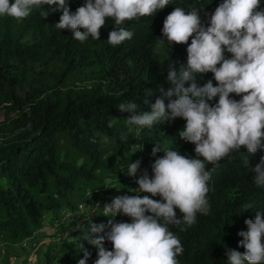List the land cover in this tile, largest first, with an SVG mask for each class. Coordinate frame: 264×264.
I'll use <instances>...</instances> for the list:
<instances>
[{
	"label": "trees",
	"instance_id": "16d2710c",
	"mask_svg": "<svg viewBox=\"0 0 264 264\" xmlns=\"http://www.w3.org/2000/svg\"><path fill=\"white\" fill-rule=\"evenodd\" d=\"M222 2L170 0L158 13L122 25L108 18L99 40L89 36L83 42L70 29L56 28L62 13L49 11L47 5L33 9L25 19L0 16V112L5 114L0 120L1 242L16 251L21 248L16 243L43 228L52 212L66 207L83 215L78 204L93 201L91 196L98 192L110 194L109 202L137 195L131 189L139 187L137 181L145 173L154 175L152 165L164 156V148L196 156L195 145L179 136L186 125L183 118L161 119L151 127L129 125L133 113L121 111L119 105L131 101L138 105L137 112L151 111L150 105L162 96L159 89L173 87L168 72L186 65L191 38L188 44H170L162 32L167 15L175 7L185 11L195 7L204 25L210 26L211 14ZM84 3L70 0L69 7L75 12ZM41 11L49 15L45 18ZM120 27L134 35L113 46L108 43L109 33ZM30 33L35 37L26 42L24 37ZM231 56L225 52L226 58ZM209 80L218 86L211 72L195 77L199 87ZM230 98L239 101L242 96L233 93ZM218 99L209 103L214 105ZM110 119H116L112 127H108ZM156 144L162 149L154 155ZM139 151L142 159L136 180L118 176L121 167L137 161L131 155ZM262 157L264 148L250 154L241 147L218 165L206 163L211 174L209 213H197L196 223L180 231L185 225L176 209L181 223L169 225L184 249L177 257L179 264H229L228 250L244 253L239 232L247 230L246 220L254 221L256 212H264V187L254 183L252 171ZM139 195L161 199L150 193ZM110 220L131 223L132 218L108 216L102 223L104 231L93 235L103 236L104 246L113 250L107 240ZM88 227V223L75 227L56 251L47 249L46 264H78L85 250L90 253L87 264H94L98 248L89 243L90 237L86 239ZM5 259L11 258L6 254Z\"/></svg>",
	"mask_w": 264,
	"mask_h": 264
},
{
	"label": "clouds",
	"instance_id": "9594fccd",
	"mask_svg": "<svg viewBox=\"0 0 264 264\" xmlns=\"http://www.w3.org/2000/svg\"><path fill=\"white\" fill-rule=\"evenodd\" d=\"M69 2L0 0V16L25 19L33 9L47 5L49 11L62 13L56 28L70 29L73 37L83 42L89 36L99 40L108 18L115 25H122L158 13L170 0H85L75 12ZM260 4L261 0H223L211 14L210 26L204 25L195 7L190 11L175 7L167 15L162 32L170 44H188L191 38L186 65H181L179 71L172 68L168 72L167 79L173 87L166 91L163 87L159 89L162 96L150 105L151 111L137 112L138 105L131 101L121 103L119 109L131 111L133 115L127 123L140 127H151L161 119L183 118L186 125L179 136L195 145L196 156L164 148V156L155 159L152 165L154 175L145 173L137 181L139 187L131 189L137 195L116 197L103 207L102 215L123 214L131 217L132 222L109 221L107 240L113 250H108L103 236L93 238L104 231L105 225L90 221L86 239L90 237L89 243L98 248L94 264H179L177 257L184 249L169 225L181 223L176 209L183 214L185 227L180 231L196 223L197 213H209L211 174L206 163L218 165L241 147L250 154L264 148V10H260ZM49 11L40 14L46 18ZM117 29L109 33V44L116 46L132 39V31ZM225 52L231 53V58H226ZM209 72L214 74L218 86L209 80L199 87L195 77ZM189 81L192 83L186 87ZM233 93L242 99H231ZM216 97L218 102L210 104ZM115 123L116 119H110L108 127ZM161 149L156 144L153 154ZM243 163L247 165L248 160ZM139 168L140 161L131 162L127 174L134 177ZM252 171L256 174L254 183L264 187V157ZM245 223L247 230L239 232L243 237L240 246L245 251L241 254L228 250L229 264H264V212H256L255 220L248 219ZM89 256L85 250L84 259L78 264H87Z\"/></svg>",
	"mask_w": 264,
	"mask_h": 264
},
{
	"label": "rangeland",
	"instance_id": "374dc122",
	"mask_svg": "<svg viewBox=\"0 0 264 264\" xmlns=\"http://www.w3.org/2000/svg\"><path fill=\"white\" fill-rule=\"evenodd\" d=\"M34 34H29L26 37H24V40L26 42L32 41L34 39ZM5 114L4 111L0 112V120L4 121ZM3 137V132L0 130V138ZM141 151L132 153V158L134 160L140 161L142 159V153ZM129 165L121 167L120 171L117 172L118 176H121L123 178H127L128 181H134L136 180L138 173L136 176H130L127 174V168ZM123 170V171H122ZM113 189L112 191H114ZM110 196L109 195H103L102 193H96L95 196H91L92 200L89 203H80L78 204V207L80 209V206H83L82 208H86L83 211H87V214L91 218L90 220H86L85 222L83 220L78 221L72 220L66 223L67 211L69 208L63 207L58 212H52L51 216L46 219L45 226L41 229H38L34 233L38 237V245L36 248H26L24 249L17 248L16 251H12V248L9 244H5L0 241V249L4 250L3 252V263L2 264H46L47 263V249L51 248L52 250H55L58 248V245L60 242H62L65 237L68 235H71L75 227H80L82 223H88L90 224V221L92 223H95L97 225L102 224L106 217L103 214V207L106 204H109L108 200L106 201V198ZM90 197V196H89ZM62 216V220H60V217ZM83 216H87L86 213ZM65 217V218H64ZM78 218V216H77ZM58 223V224H57ZM17 245L20 244L17 242ZM6 254L9 255V258H11V261H8L5 259ZM58 256H60L59 253Z\"/></svg>",
	"mask_w": 264,
	"mask_h": 264
},
{
	"label": "built area",
	"instance_id": "2783aa9c",
	"mask_svg": "<svg viewBox=\"0 0 264 264\" xmlns=\"http://www.w3.org/2000/svg\"><path fill=\"white\" fill-rule=\"evenodd\" d=\"M81 205V204H80ZM83 206H80V211L83 212V215H86L87 216H83L82 214H79V213H76V212H70L69 210L67 211V218H66V223L69 222V221H72V220H76L78 219V221L80 220H83L84 222L88 219H91L89 217V215L87 214V211H83L85 210L84 208H82ZM78 216V218H77ZM65 218V217H64ZM60 220H62V216L60 217ZM58 224V223H57ZM84 223L81 224V226L83 225ZM21 246V249L22 247L24 249L26 248H36L37 245H38V237L36 236V234L34 233L33 235H30V236H27V237H24L23 239H21L19 242H18ZM4 250H1L0 249V264L3 263V252ZM11 261V260H10ZM30 264H33V263H30Z\"/></svg>",
	"mask_w": 264,
	"mask_h": 264
}]
</instances>
